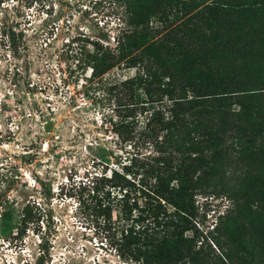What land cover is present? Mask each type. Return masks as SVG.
<instances>
[{"label": "rangeland", "instance_id": "1", "mask_svg": "<svg viewBox=\"0 0 264 264\" xmlns=\"http://www.w3.org/2000/svg\"><path fill=\"white\" fill-rule=\"evenodd\" d=\"M250 1L0 0V264H140L118 254L110 241L120 237L119 227H103L78 188L92 175L121 172L123 153L107 119L113 98H104L102 86L134 69L114 64L89 77L90 69H78L75 59L91 49L89 42L113 46L110 37L126 11L149 20L176 13L171 23L149 22L154 29L147 40L161 45L163 64L186 68L185 49L199 46V30L212 20L228 26L244 20ZM245 58L232 59L234 75L225 81L264 89V51ZM223 127L226 143L234 142L233 125ZM221 164L223 176L204 178L216 190L225 182L264 194L263 156L230 152ZM193 203L194 227L186 236L194 228L210 230L228 200L209 192ZM110 218L116 219L114 209Z\"/></svg>", "mask_w": 264, "mask_h": 264}, {"label": "trees", "instance_id": "2", "mask_svg": "<svg viewBox=\"0 0 264 264\" xmlns=\"http://www.w3.org/2000/svg\"><path fill=\"white\" fill-rule=\"evenodd\" d=\"M245 12L233 26L212 20L199 30V46L185 49L186 68L163 64L161 45L147 40L154 29L149 22L171 23L176 13L149 20L126 11L110 37L113 46L89 42L91 49L75 59L78 69H90L89 77L114 64L134 69L102 86L104 98H113L107 119L123 153L121 172L78 185L103 227H119L120 237L110 242L121 257L140 264H264V194L225 182L216 190L204 179L223 176L222 159L230 152L264 157L263 88L225 81L234 75L228 72L232 59L264 51V0H251ZM229 123L234 142L226 143ZM209 192L223 195L227 206L210 230L184 235L194 227V196ZM252 201L254 207L246 205Z\"/></svg>", "mask_w": 264, "mask_h": 264}]
</instances>
